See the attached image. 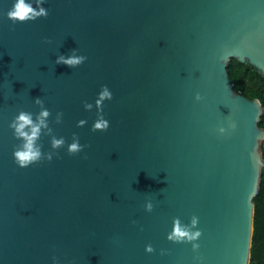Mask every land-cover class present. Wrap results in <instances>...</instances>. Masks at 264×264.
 I'll use <instances>...</instances> for the list:
<instances>
[{"label": "water", "instance_id": "1", "mask_svg": "<svg viewBox=\"0 0 264 264\" xmlns=\"http://www.w3.org/2000/svg\"><path fill=\"white\" fill-rule=\"evenodd\" d=\"M13 3L0 0V264H249L264 108L227 63L264 75V0H45L47 18L16 24ZM73 54L87 59L56 63ZM102 86L109 128L93 132ZM38 97L65 144L42 134L52 160L21 168L9 124L35 118ZM73 134L86 147L69 155ZM176 219L198 249L167 239Z\"/></svg>", "mask_w": 264, "mask_h": 264}, {"label": "clouds", "instance_id": "2", "mask_svg": "<svg viewBox=\"0 0 264 264\" xmlns=\"http://www.w3.org/2000/svg\"><path fill=\"white\" fill-rule=\"evenodd\" d=\"M45 3V0H35V7L33 6L32 0H14L12 8L7 12V18L12 21L13 24L17 22L23 23L28 21H35L38 18H47L48 10L41 5ZM51 43L50 40L46 41ZM86 56H77L75 54L65 57L63 55L59 56L56 60L57 64H64L71 68H76L86 61ZM196 100H200L201 96L196 95ZM112 93L108 90L107 86H102V90L98 94V98L95 103L97 106L98 117L92 125V131L105 132L109 128V121L104 118L103 106L105 100H111ZM34 103L40 107L38 114H34L27 111H19L9 124V128L13 130V136L15 139L20 141L14 147L13 157L14 162L21 168H27L28 166L40 162L42 159L51 161L53 158V153L49 152L46 156L42 153V146L38 143L42 134L51 136V147L53 149H59L65 144L63 137L56 138L53 135V129L49 126V117L51 112L45 108L44 101L40 97L34 100ZM93 105L91 103H84L85 110L90 111ZM62 112H57L55 117V123L60 124L62 122ZM85 121L81 120L78 122L77 126L84 124ZM236 125L233 123L231 128H235ZM225 130L220 129L223 133ZM86 145H81L79 142V137L73 134L72 143L68 145V154L76 155L80 153ZM147 212L153 210V204L151 201L146 202L144 205ZM135 224L136 222L133 221ZM192 226L197 224V217L193 216L191 220ZM201 231H192L187 225H182L178 219L174 220L173 230L167 235L169 241L175 243L189 242L192 243L193 250L199 248V245L195 243L200 236ZM146 251L152 253L154 251L153 247L149 244L146 246ZM163 254V250H162ZM55 260V257L53 258Z\"/></svg>", "mask_w": 264, "mask_h": 264}, {"label": "trees", "instance_id": "3", "mask_svg": "<svg viewBox=\"0 0 264 264\" xmlns=\"http://www.w3.org/2000/svg\"><path fill=\"white\" fill-rule=\"evenodd\" d=\"M228 75L233 88L246 96L260 99L264 108V75L253 65L231 57L227 63ZM259 126L264 127V112ZM253 229L249 264H264V170L262 169L259 189L253 197Z\"/></svg>", "mask_w": 264, "mask_h": 264}, {"label": "rangeland", "instance_id": "4", "mask_svg": "<svg viewBox=\"0 0 264 264\" xmlns=\"http://www.w3.org/2000/svg\"><path fill=\"white\" fill-rule=\"evenodd\" d=\"M263 112H264V109H263ZM262 113H261V115H262ZM260 148H261V152H262V169L264 170V140L261 141Z\"/></svg>", "mask_w": 264, "mask_h": 264}]
</instances>
